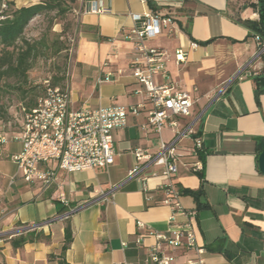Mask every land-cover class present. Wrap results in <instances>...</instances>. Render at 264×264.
<instances>
[{
    "label": "crops",
    "instance_id": "1",
    "mask_svg": "<svg viewBox=\"0 0 264 264\" xmlns=\"http://www.w3.org/2000/svg\"><path fill=\"white\" fill-rule=\"evenodd\" d=\"M11 1L19 7L16 0ZM94 6L107 10L95 12L91 10ZM147 10L172 17L175 29H164L145 44L167 51L169 79L190 91L195 100L191 115L181 119L180 126L191 122L202 139V194L198 203L188 194L178 200L185 210L197 212L195 244L204 249V264H264V174L258 169L256 142L264 139V93L256 99L252 78L264 63L256 57L254 34L241 23L258 21V0H157L147 4L76 0L73 55L65 83L72 108L143 101L129 67L135 47L123 33L136 25L135 15ZM191 42L198 46L191 48ZM178 48L187 52L184 63L174 60ZM104 71L112 72V80L99 83ZM148 108L128 115L126 125L112 131L114 157L109 167L68 173L51 163L56 178L47 188L21 179L10 159L20 151L19 142L0 146V264H59L66 219L72 231V241L63 254L66 263L153 264L148 253L156 240L148 231L172 233L169 217L173 211L159 203L164 198L159 190L166 180L163 167L149 163L140 175L128 177L136 164L135 148H148L151 153L158 149V136L145 126ZM173 135L168 127L161 134L164 141ZM191 146L190 137L177 144L180 158L172 181L180 189L197 190L201 180L187 165L193 160ZM6 159L16 167L12 174L3 165ZM145 191L152 195L151 202L145 199ZM61 198L75 209L65 219L56 205H63ZM185 220L180 213L174 214V224ZM40 231L45 238L18 248L11 245L12 237ZM138 235H142L140 247L135 245ZM160 248L164 253L171 251L166 244ZM175 254L174 264H182L193 251ZM51 255L56 257L51 259Z\"/></svg>",
    "mask_w": 264,
    "mask_h": 264
},
{
    "label": "built area",
    "instance_id": "2",
    "mask_svg": "<svg viewBox=\"0 0 264 264\" xmlns=\"http://www.w3.org/2000/svg\"><path fill=\"white\" fill-rule=\"evenodd\" d=\"M139 1L147 4L149 1L157 0ZM1 8H6V0H1ZM91 10L103 12L107 9L94 6ZM134 19L136 25L123 33V36L135 47L129 67L139 86L136 93L143 96L142 102L128 106L75 110L72 108L67 85L48 86L44 95L37 99L32 108H22V123L17 130L8 133L9 131L1 127L0 146L19 142L20 151L11 155L10 159L17 165L21 179L25 183L40 182L47 188L56 178L54 167L68 173L109 167L114 157L112 131L123 128L128 115H137L147 105L149 108L145 126L158 136V149L151 153L148 148H135L133 155L136 164L129 171L128 177L140 175L142 168L149 163H160L166 180L159 186V190L164 193V198L159 203L170 206L173 211L169 217L172 225L171 234L148 231V235H152L156 240L155 245L149 250V260L153 264H174L177 259L175 252L192 250L193 256L186 258L182 264H204V249L195 244L193 228L197 212L195 209L185 210L181 206L178 200L181 193L172 181L177 173L180 158L176 152L177 144L184 137L192 138L189 154L193 160L187 163L190 170L199 173L204 168V161L201 158L203 150L201 137L191 122L180 126V120L191 115L195 100L190 91L182 89L178 82L169 79L166 67L167 51L147 47L145 44L164 29H169V32L174 30V21L170 16L160 15L151 10L135 15ZM253 39L257 47L256 57L264 63V40L259 33L254 34ZM197 46L196 42L190 43L191 48ZM173 56L177 64L184 63L187 52L178 48L174 50ZM107 64L108 61L103 66ZM260 72L264 74V67ZM111 80L112 72L104 71L98 82ZM166 127L174 133L170 141H164L161 136ZM51 163L55 166H51ZM112 195L111 193V197ZM107 197L105 196V199H108ZM145 199L151 202L153 197L145 191ZM61 203L69 206L62 198ZM72 210L63 213L62 219L67 218ZM177 212L186 218L181 224H174V214ZM138 226L143 227V224L138 223ZM141 238L142 235L136 237V247H140ZM161 244H166L171 250L170 253H164L160 248Z\"/></svg>",
    "mask_w": 264,
    "mask_h": 264
},
{
    "label": "trees",
    "instance_id": "3",
    "mask_svg": "<svg viewBox=\"0 0 264 264\" xmlns=\"http://www.w3.org/2000/svg\"><path fill=\"white\" fill-rule=\"evenodd\" d=\"M67 2H73L72 4H75L76 0H36L33 3L18 8L15 7L12 1H6V8L4 9L1 8L0 0V127L4 123H7L5 121L8 117V109L3 104L2 99L5 94V87H10V85L5 84L4 79L12 77L16 79L18 83H24L27 78V73L32 67L33 61L38 56L37 43L22 40L25 28L34 17L42 14L43 12L52 11L55 9H57V12L65 11L63 5H65V3ZM71 9H73V7ZM258 11L259 19L257 22L241 21V23H243L253 34L259 33L264 40V0H258ZM20 41L22 42V45L17 46L18 42ZM252 76L255 82V97L257 99L261 93H264V74L262 72H258L257 74ZM63 82V77H56L50 87H64L65 83L63 84ZM36 101L31 105H22V108H32L35 105ZM256 142L257 153L259 154L264 149V139H257ZM197 175L201 180V186L199 189L190 190L179 188V191L181 195L188 194L192 196L193 199L198 203V198L202 194V171L197 173ZM56 205L58 207V213H65L69 211L70 208H74V205H69L67 207L61 205L59 202H56ZM19 226L22 225L19 224ZM43 238L45 237L42 235L41 231L27 232L25 235L20 234L16 237H12L10 241L13 248H18L26 242ZM71 241L72 231L70 223L66 219L61 254L57 256L59 264H68L64 260L63 254L70 245ZM218 251L224 253L227 257H229V254L225 250H221V248H218ZM54 257L56 256H49V258L51 259Z\"/></svg>",
    "mask_w": 264,
    "mask_h": 264
},
{
    "label": "rangeland",
    "instance_id": "4",
    "mask_svg": "<svg viewBox=\"0 0 264 264\" xmlns=\"http://www.w3.org/2000/svg\"><path fill=\"white\" fill-rule=\"evenodd\" d=\"M16 1L19 7L30 3L29 0ZM72 3H65L63 12H57L55 9L37 15L25 28L22 40L37 43L38 56L33 61L24 83H18L12 77L4 79L5 84L10 85V87L4 86L5 94L2 99L8 109V117L5 121L7 123L1 126L5 131L17 130L20 127L23 118L22 105H31L37 98L43 96L46 87L50 86L56 77H63V84L66 83L68 67L73 55L76 27L75 16L71 9L74 7ZM20 45H22L21 41L17 46ZM3 163L10 174L15 172L16 167L9 159Z\"/></svg>",
    "mask_w": 264,
    "mask_h": 264
},
{
    "label": "water",
    "instance_id": "5",
    "mask_svg": "<svg viewBox=\"0 0 264 264\" xmlns=\"http://www.w3.org/2000/svg\"><path fill=\"white\" fill-rule=\"evenodd\" d=\"M257 163H258L259 171L264 174V149L259 153L258 158H257ZM73 212H75V209L70 211L68 214L70 215ZM29 228H31V227H28L27 229H29Z\"/></svg>",
    "mask_w": 264,
    "mask_h": 264
}]
</instances>
